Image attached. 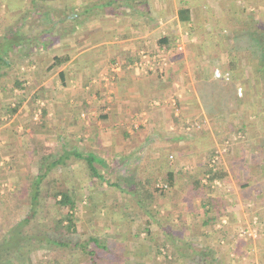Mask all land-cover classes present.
Returning a JSON list of instances; mask_svg holds the SVG:
<instances>
[{"label": "crops", "instance_id": "1", "mask_svg": "<svg viewBox=\"0 0 264 264\" xmlns=\"http://www.w3.org/2000/svg\"><path fill=\"white\" fill-rule=\"evenodd\" d=\"M241 1L0 0L1 41L14 32L21 35L11 59L15 65L0 78L3 189L5 185H20L25 167L33 179L42 163L41 169L46 170L62 155L63 166H56V171L80 177L83 162L76 154L93 155L102 174L95 178V185H123V180L129 179L134 191L131 197L118 195L109 201L113 202L109 203L112 210L104 215L118 223L116 236L130 239L131 251H125V262L131 252V264L152 261L156 250L149 239L156 235L172 239L173 247L181 246L180 251L183 239L194 240V246H218L231 259L235 251L228 249V241L237 235L238 227L242 228L238 224L243 218L238 196L235 207L222 192L228 212L215 218L214 229L218 231L212 232L211 226L203 224L210 217L202 213L201 199L193 197L198 192L190 194L193 175L199 173L203 181L209 164L212 146H207L205 138H211L213 147L218 142L194 81L206 77L208 69L200 63L215 59L210 57L215 47L226 50L241 43L233 39L232 31L240 29L245 20ZM246 1L253 9L264 4V0ZM183 9H187V20L180 17ZM164 45L183 47L170 56L172 65L166 77L133 68L142 51L158 52ZM192 49L195 53L191 57L188 53ZM116 63L121 69L114 70ZM190 65L191 83L186 81ZM107 77L112 80L106 81ZM16 81L21 85L11 87ZM14 108V113L9 111ZM196 123L202 127L189 129ZM224 159L222 155L218 161L229 176L220 181L240 188L234 163L232 166ZM123 164L131 168L125 178L120 173ZM235 164L240 168L237 172H243L244 166ZM171 170L176 174V186L159 201L163 206L154 217L148 206L141 209L145 203L135 193L136 185H153ZM74 182L82 185L76 179ZM251 187L256 192L259 189L258 185ZM238 193L247 200V190L240 188ZM260 235L264 237V229ZM257 251L261 254L258 264H264V246Z\"/></svg>", "mask_w": 264, "mask_h": 264}, {"label": "trees", "instance_id": "2", "mask_svg": "<svg viewBox=\"0 0 264 264\" xmlns=\"http://www.w3.org/2000/svg\"><path fill=\"white\" fill-rule=\"evenodd\" d=\"M185 10L187 11V9H183L180 13V17L183 20L189 18L184 17ZM242 24L243 26L239 27L240 29L233 27V39H239L242 43L241 45L233 46L231 51H238L241 48L245 50L248 59L247 71L249 73H247V76L254 84L263 83L262 91L258 94V103L255 104L252 101L248 104V91L244 88L243 95L240 96L238 94L237 82L241 79L242 72L236 71L238 61H236L235 56L231 57L229 62L231 72L229 80L206 77L207 82H211L210 86L213 93L211 99L203 95L202 100L208 117L214 123L215 133L219 141L222 144L227 141V145L224 146L225 152L231 150L232 137L242 141V149L240 151L242 153L238 156V160L239 164L244 167L242 168L243 172L239 173V176L235 174V177L241 190L244 191L246 189H254L251 187L253 182L264 180V157H261L264 154V135H259L256 124L245 118L246 114H250L256 119L260 118L264 124V23L258 20V23H256L257 27L252 22L246 25L244 20ZM19 36H21L19 33L14 32L5 40L1 41L0 38V78L6 74L8 69L11 70L15 65L11 59H14L15 50L19 43L18 39H20ZM20 85L21 82L16 81L11 87ZM242 85L245 87L246 84L243 83ZM215 91H220L221 93L218 94ZM12 110L10 109L9 111L14 113L17 108ZM205 139L209 141L206 143L207 146L212 147L208 150L210 153V157L207 159L209 164H207L202 176H209L208 180L210 182L214 179L223 180L229 174L220 165V161H218L220 158H216L219 154L213 147L214 142L209 136ZM76 155L83 162L80 169V177H78L79 175H71L69 171L66 173L56 171V166H63L64 158L62 155L55 157L46 170L41 169L44 166V163H42L43 165L41 164V167L37 169L38 172L33 179L29 173L27 177L29 179L28 185H15L14 189L7 191L11 196L17 193L18 204L12 206L18 210V213L21 212L23 216L18 220L12 212V207L7 209V214H11L8 218L9 221H7L10 226H7L4 238L0 239V264H82L80 261L83 260H85L83 264H105L103 256L106 253L123 252L122 244L117 245L119 241L123 240L118 239L116 235L106 239V237H100L97 235L98 232L94 231L93 223L99 219L103 220L107 208L113 204L102 194L105 185H95V178H101L102 176L94 165L97 158L93 155L82 153H77ZM44 162L48 164L47 160ZM234 166L232 169L236 168ZM42 168L44 169V167ZM61 169H64V167H61ZM175 176L174 171H169L164 179L167 185L162 188L155 186L156 181L153 182V185H136L135 193L141 195L145 203L141 204V209L146 210L148 206L147 210L154 217L158 216L163 206L160 205L159 200L161 197L165 198L169 190L176 186ZM193 176L190 194L195 191L198 192L193 194V197L201 199L200 207L202 213L206 217H210L206 218L203 224L211 226L212 232H217L218 230L214 229L215 223L213 221L219 215H223L224 211L228 212V203L223 199V193L217 192L215 187L202 181L199 173ZM74 179L80 181L81 187L89 190L85 209L89 215V226H91L90 230L93 233L89 231L88 237L81 241H73L69 238V234L72 235L78 231L76 226L78 216H76V212L80 206L79 199H81L79 188L75 184ZM126 181L129 184V179H126ZM109 186L116 187L119 185H108L106 187ZM126 186L131 188V185ZM131 192L134 194V191L130 189L128 193L131 194ZM2 200L4 202V199ZM22 201L28 207L25 213L21 209ZM155 203L159 204L154 207ZM257 214L259 220L263 222L264 210ZM38 224L39 227L36 229L35 227ZM147 229L149 230L150 228L147 227ZM237 236L235 235L234 238L229 239L228 249L236 250L241 253L240 255H243L250 248L252 239L251 241H243L242 239L237 241ZM149 240H152L150 246H155L156 248V255H162L164 247L160 245L166 239L161 241L153 237ZM180 240L182 242V239ZM183 242V251L178 250L179 248L182 249L181 246L179 248L173 247L170 255H168L169 253L163 254V264H166L168 257H170L169 262L175 264H240L238 260L234 262V259H229L227 254H223L224 251L222 252L218 246H194L192 239H183ZM228 249L226 250L228 251ZM46 253H48V256ZM121 256L123 257L122 259L120 258ZM75 257H78L80 261H76ZM120 257L118 259L115 256L113 263L124 264L125 254H121Z\"/></svg>", "mask_w": 264, "mask_h": 264}, {"label": "rangeland", "instance_id": "3", "mask_svg": "<svg viewBox=\"0 0 264 264\" xmlns=\"http://www.w3.org/2000/svg\"><path fill=\"white\" fill-rule=\"evenodd\" d=\"M246 2H245V0H242L240 2V4L246 8L245 15H244V17L242 16V18H244L246 21V25H248L249 22L256 24V23H258V20H259V22L261 21L262 23H264V4H261V5L256 4V5H260V6H257V8L254 10L252 8V6L250 4L248 5V2L247 3ZM244 4L245 5L247 4L248 7H246ZM6 18L7 17L4 16V19H6ZM238 22L239 21H237V20H233V23L237 24ZM241 25H243V24H241ZM255 26L258 27L257 24ZM241 43L239 45H241ZM212 48H214V47H209L208 49L211 50ZM215 48H217V49H214L212 52L214 55L212 56L210 54V57L211 58L214 57L215 59H210V61L207 63H205L204 61L200 63V65L203 66L204 69H208L207 70L208 75L206 74V77L209 76L210 71L212 70V77L211 78H213L214 77V75H213L214 69L217 67L220 68L221 70L224 69V71L230 72L229 62H230L231 57L235 56L236 61H238L237 62L238 68L236 69V71L238 70V71L242 72V77L237 82V85H238L237 87L243 86V88L246 89V91H248V96H247L248 104H249V102H252V101H254L255 104L258 103V100H259L258 94L262 91L261 88L263 87V83L254 84L252 82V80L249 79V77L247 76V73H249V72L247 71L248 59H247V54L245 53V50H243L241 48L238 51H231L232 47H229L228 49L226 47V50H225V49H223L225 47H221V46H217ZM203 50H204V52L210 51V50H206L205 48H203ZM194 53H195V49H192L189 51L188 54H190V56L192 57V55ZM190 63H191V61L189 62V64ZM189 68H192V66L187 67V69H186V71L188 73V74H186V79H187L186 81L191 83L193 81V79L190 77L191 73H192V69H189ZM253 70H252V73L254 74ZM193 73H194V70H193ZM162 76L166 77V73ZM192 77L194 78L195 76L193 75ZM206 77L201 76V78H198L197 81L195 79L194 85L198 88L197 90L199 92L200 97L204 95L205 97L211 99V96L213 93L211 90V86H210L211 82H207L208 80H206ZM110 79L112 80V78H110ZM111 80H109V81H111ZM199 81L201 83H199V85H198ZM243 83L246 84L245 87H244V85H242ZM215 92L218 94L221 93L220 91H215ZM245 118L256 124V126L258 127L257 130H259V135H264V124L262 123V120H260V118L256 119V117L251 116L250 114H248V115L246 114ZM217 141L218 142L215 145L218 148L217 149L218 150L217 152L219 154L218 156L219 157L221 156L220 160H222V155H223V157L225 158L224 160L229 162L231 165L233 163H234L233 165H236L235 163H239L238 156L240 155V153H242V152H240L242 149L241 148L242 147L241 146L242 141L237 140L236 137H232V142L230 143V146H231L230 149L231 150L229 152H228V150H227V152H225V147H224L227 145V141H224L223 144H222V142L219 141V138ZM216 147H214V148H216ZM261 154H263V153H261ZM261 157H264V154H263V156L261 155ZM214 159H216V158H214ZM24 169H25L24 171H26V173L22 174V179H21L20 185H28L29 184V182L28 183L26 182L27 177L29 175V173L27 174V172L29 171V168L25 167ZM235 169H234L235 170L234 174L239 176V172H237V171L240 170V168H238V166L236 165ZM130 170H131V168H129L126 164H123L121 166V169H120L121 172L120 171L119 172L121 173V176L125 178V176L128 177V172H130ZM204 170H205V168H204ZM9 176L11 177L12 174ZM9 176H8V178H10ZM162 176H161V179L156 181V183H155L156 187L162 188L164 185H167L164 181L165 177H162ZM15 177L16 176L14 175L12 178H15ZM213 181L214 180H212L210 182L208 180V184L215 187L217 189V192H219L221 194L223 191H224V193H227L229 195L227 198L232 199V200H229V203L233 204V206L235 205V207H236V204H238L237 202L235 203V199L238 196V201H239V207L238 208H239L240 213L242 214V217H243L241 219L242 222L240 223V221H241L240 220V221H238V224L240 226H242V229H245L249 232H251V231L255 232V230H257L256 236H249L250 235L249 233H247L248 235H246V236H241L240 233H241L242 229L238 227V231H237V235H238L237 237L238 238L236 237L237 241H239L240 239H242L243 241H251V239H252V244H251L250 248L247 249V252L244 253L243 255H240L241 253L234 250L235 254L231 255L232 259H234V261H236V260L240 261V264H258L259 263L258 260H260L261 254L259 251H257V247H259V249L260 248L262 249V247L264 246V239H263L264 237L262 238L260 235L261 231L264 229V221L261 222L259 220V217L257 216L258 215L257 213H261V211L264 210V180L255 181L251 184V185H258V187H259L258 191L259 192H256L254 189H246L247 192H249V193H247V195H248L247 200H243V197L240 196V194L238 193V190L240 188L238 186L236 187L234 185V183H225V185H224L223 182H221V184H214ZM126 182H127L126 180H123V185H119L116 187H110V186L106 187L108 185H105V187L103 188L104 191L102 192L103 196H106V199H109V201L116 199L115 197L119 198L118 195H122L123 197H126V198H128V195L131 197V194L128 193L131 188L126 186V185H128ZM237 184H238V182H237ZM229 185H232V188ZM0 187L2 188V191L0 190V200H1V203H0V209H1L0 210V239H2V238H4V235L7 231L6 230L7 226L8 227L10 226L7 221H9L8 218L11 216V214H7V209H9V207H12V212L14 213V215L16 216V219H18V220H19V218H21L23 216V214L21 212L18 213V210L14 209V207L12 206L14 204H18L17 203L18 202L17 193L11 196L7 192L9 190L14 189L15 185H5V189H3V187L1 185H0ZM77 187L79 188V196H81V199H79V205L80 206L78 207V210L76 212L77 213L76 216H78L77 217L78 220L76 223L78 231L72 235L69 234V238L72 239L73 241H81L83 239H86L88 237V235L90 234L89 231H91L93 233V231L90 230L91 229L90 228L91 226H89L90 220H88L89 218H87L89 215L85 209V205L87 203L86 200L88 201L87 195H89V190L86 189L85 187L84 188L81 187L80 185H77ZM100 187H103V186H100ZM4 190L7 192V194ZM189 197L191 198L192 195H189ZM162 198H164V197H161L160 200ZM2 199H4V202ZM4 203H6V204H4ZM17 207H18V205H17ZM21 209H22V212L24 211L23 213H25L26 210L28 209L27 205H24V201H22V203H21ZM109 210L111 212L112 208L108 207L106 213ZM104 213H105V210H104ZM117 213L118 212L115 211V214H117ZM106 216L103 217V220L99 219L97 221L95 219L96 222L93 223L94 224L93 226H94V231L100 233V234L97 233V235H99L100 237L104 236V237H106V239H109V238H111V236L116 235L115 225H117L118 223L116 222V220L111 221L110 219H105ZM245 217H246V219H244ZM263 217H264V214H263ZM253 220H256L257 224L254 223ZM126 224H128V223H126ZM38 227H39V224L36 225L35 228L37 229ZM94 234H95V232H94ZM116 237L118 239H120L119 237H121V236L118 235ZM156 238H157V240H161V241L163 240L164 241L163 237H161L159 235H156ZM140 239H142V238H140ZM121 240H123V241H119L117 245L119 246L122 244L121 246L123 248V252L119 253V251H115V252H111L109 254L106 253V255L104 254L105 256H103L104 257L103 260H104L105 264H114L113 262H114L115 256L119 259L120 255L125 254V251L127 249H128V252L131 251L130 239H127V238L122 239L121 238ZM170 240L171 241H168V239H166L165 242L160 245L161 247H164V250H163L164 255H166L168 253H169L168 255L171 254V251L173 249V241H172V239H170ZM141 241L143 242V240H141ZM195 242H196V240H195ZM221 244H223V243H221ZM225 244H227V243H225ZM46 254L48 256V253H46ZM163 254L162 255H156V251H155L154 254H152V257H153L152 261H147V263L144 262V264H163V262H162V261H164L163 260L164 259ZM133 255L134 254H132V252H131V255H128L129 261L125 262V259L127 258V255L125 254L126 258L124 259V264H131V257L133 258ZM47 258H49V257H47ZM120 258L122 259L123 257L121 256ZM75 259H76V261L79 260L78 257H75ZM169 259H170V257H168V261L166 262V264H175V263L169 262ZM138 261H140L139 258H138ZM80 262L83 264V263H85V260L80 261Z\"/></svg>", "mask_w": 264, "mask_h": 264}, {"label": "built area", "instance_id": "4", "mask_svg": "<svg viewBox=\"0 0 264 264\" xmlns=\"http://www.w3.org/2000/svg\"><path fill=\"white\" fill-rule=\"evenodd\" d=\"M182 49H183L182 45H172V46L164 45L161 49H159L158 52L148 53L147 51H142L140 54V58L133 64V68L139 71L154 72L162 76L167 71V68L170 65H172V62L170 61V56L176 54V52L181 51ZM113 68L114 70L121 69V65L116 63L113 65ZM213 75L215 79L229 80L231 78V73L229 71H223L218 67L214 69ZM110 78L111 77H107L106 81L111 80ZM237 88H238L237 89L238 94L240 96L243 95L244 92L243 87L239 86ZM190 126L191 127L189 129H191L192 127L200 129L202 127V124L196 123ZM208 177L209 176L203 177L204 183H208ZM213 182L214 184H221L222 181L218 179H214ZM254 223L257 224V221L254 220ZM247 233L250 234L249 236H256L257 230H255V232L254 231L249 232L245 229H242L240 235L246 236L248 235Z\"/></svg>", "mask_w": 264, "mask_h": 264}]
</instances>
